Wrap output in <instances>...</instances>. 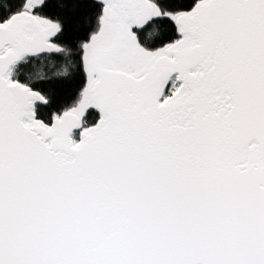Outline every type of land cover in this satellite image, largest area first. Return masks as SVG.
<instances>
[{"label": "snow or ice", "instance_id": "snow-or-ice-1", "mask_svg": "<svg viewBox=\"0 0 264 264\" xmlns=\"http://www.w3.org/2000/svg\"><path fill=\"white\" fill-rule=\"evenodd\" d=\"M0 264H264V0H0Z\"/></svg>", "mask_w": 264, "mask_h": 264}]
</instances>
